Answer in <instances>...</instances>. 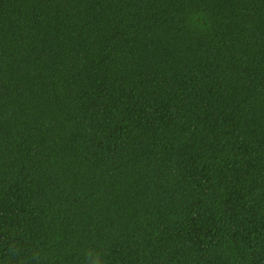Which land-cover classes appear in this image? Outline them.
Segmentation results:
<instances>
[{"label": "trees", "instance_id": "obj_1", "mask_svg": "<svg viewBox=\"0 0 264 264\" xmlns=\"http://www.w3.org/2000/svg\"><path fill=\"white\" fill-rule=\"evenodd\" d=\"M0 264H264V0H0Z\"/></svg>", "mask_w": 264, "mask_h": 264}]
</instances>
